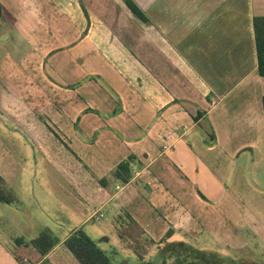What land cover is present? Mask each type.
Instances as JSON below:
<instances>
[{"label": "crops", "instance_id": "0c3cea01", "mask_svg": "<svg viewBox=\"0 0 264 264\" xmlns=\"http://www.w3.org/2000/svg\"><path fill=\"white\" fill-rule=\"evenodd\" d=\"M134 1L147 22L125 0H0V22L30 49L18 71L25 85L7 90L15 98L27 87L18 101L28 114L36 98L49 106L66 99L69 135L52 136L66 150L72 139L86 146L82 155L68 151L73 169L87 163L88 177L78 180L89 201L82 223L133 208L132 219L157 244L184 229L234 249L264 241V76L254 28L264 0ZM216 163L227 165L224 178ZM0 200L19 201L1 192ZM146 212L153 214L143 224ZM80 228L45 255L35 247L28 262L45 263ZM103 237L108 243L91 238ZM35 239H17V247Z\"/></svg>", "mask_w": 264, "mask_h": 264}, {"label": "rangeland", "instance_id": "374dc122", "mask_svg": "<svg viewBox=\"0 0 264 264\" xmlns=\"http://www.w3.org/2000/svg\"><path fill=\"white\" fill-rule=\"evenodd\" d=\"M4 24L5 22H0V175L3 177L0 192L6 197H17L19 201L11 204L0 200V264L7 258L13 259L17 264H21L23 259H26L24 264H30L28 260L34 259L35 246L31 243L28 248L17 247V239H23L28 244L45 230H50L55 237L62 239L79 224L94 239L109 237L108 243L103 241L99 245L109 250L117 248L120 257H115L114 260L118 264H121V259H124L125 264H264V241H253L247 248L234 249L217 241L208 232L198 235L191 233L196 232V229H184L179 233H171L163 243L157 244L132 219L133 208L125 209L120 217L108 214V217L100 221L82 223L89 215V201L86 200L78 180L88 177L84 171L87 163L80 161L82 172H77L80 170L70 166L77 161L68 151L82 155L86 146L78 145L77 140L72 139L73 145H69L67 141L69 150H66L59 146L58 137L52 136L54 133L60 137V132L69 135L70 123L63 114L66 99L49 106L45 104L46 97H43L44 102L36 98L35 105H31L34 106V113L28 114L18 101H26L27 87L15 89L18 97L14 98V93L10 94L15 84L21 85L19 82H23L25 85L26 81L21 80L23 75L18 71H21L22 59L30 49L11 25ZM31 95H35L34 91ZM8 105L15 107L8 109ZM38 118L43 124L38 123ZM43 120L52 128L51 136H47L48 130L44 128ZM224 164L213 165L217 171L220 170L223 178L227 171V165ZM223 190L224 187L222 192ZM243 191L245 188L240 186L235 189V194L240 197ZM146 200H149L148 196ZM254 206L252 202L250 208L256 213L258 208ZM145 207H149L148 203ZM261 208L263 210V206ZM153 212H146L143 224L151 221L149 217ZM241 212L245 214V209ZM262 222L264 223L263 220ZM144 228L152 232L154 227ZM157 228L161 227L157 224ZM218 228L225 227L218 224ZM260 229H264V226ZM193 248L208 251L209 259L204 258V263H199L195 256H190ZM179 250L181 258L178 256ZM43 264L81 263L63 245Z\"/></svg>", "mask_w": 264, "mask_h": 264}, {"label": "trees", "instance_id": "16d2710c", "mask_svg": "<svg viewBox=\"0 0 264 264\" xmlns=\"http://www.w3.org/2000/svg\"><path fill=\"white\" fill-rule=\"evenodd\" d=\"M127 6L144 21H148V17L134 0H125ZM2 11V4L0 2V14ZM256 48L258 55L259 72L264 76V16H257L254 19ZM264 107V97H263ZM120 175V174H119ZM121 176V175H120ZM122 177V176H121ZM129 176L122 179L123 182H128ZM103 237L99 241L91 238L82 228L75 230L66 239L65 245L75 255L81 264H118L114 260L113 252H109L100 247L99 243L106 240ZM60 240L50 230H45L41 235L32 241V244L41 251L42 254H47ZM186 244H183V246ZM169 246V245H168ZM188 249H189V245ZM182 250V249H181ZM190 256H195L199 263H204V258L207 260L209 252L201 249H191ZM178 256L181 258L182 253L179 250ZM193 259V258H192ZM182 262V261H181ZM194 264V263H193Z\"/></svg>", "mask_w": 264, "mask_h": 264}]
</instances>
